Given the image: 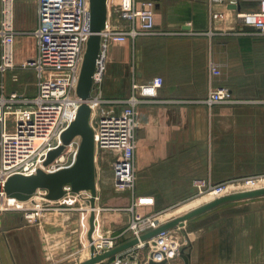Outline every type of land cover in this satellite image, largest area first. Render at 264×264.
I'll list each match as a JSON object with an SVG mask.
<instances>
[{
    "label": "crops",
    "instance_id": "1",
    "mask_svg": "<svg viewBox=\"0 0 264 264\" xmlns=\"http://www.w3.org/2000/svg\"><path fill=\"white\" fill-rule=\"evenodd\" d=\"M244 2L255 1L240 0L239 9L248 10ZM155 3L159 29L248 31L212 38L206 34L148 35L135 42L111 44L108 49L103 82L106 97L129 95L134 73L141 82L164 78L158 100L139 107L135 189L136 195L155 199L153 205L140 208L143 213L160 212L162 217L174 213L162 218L164 223L213 199L185 209L196 195L195 178L224 182L264 176V102L210 109L191 101L205 97L216 86L230 88L235 97L264 100V35L253 33L252 27H239L233 4L214 5L215 11H225L227 16L212 21L208 0ZM37 8V0H14L13 25L18 32L14 63L36 56L37 39L32 32L38 26ZM210 61L220 68V74L210 73ZM18 75L15 81L11 76L0 78V89L5 84L7 91L26 89L32 93L28 95H34L36 74L26 71ZM23 77H31L33 86L28 87ZM108 155L101 162L103 169L97 167L94 239L118 233L131 217L127 211L110 209L128 205L132 193L114 188ZM168 209L172 210L167 213ZM88 214L85 210L47 212L29 222L21 211L0 212V264H76L87 259V231L83 235L79 231ZM172 229L187 241L178 257L180 264H264V196L222 203ZM85 249L89 250L86 254ZM144 252L147 257V249ZM74 256L75 263H71ZM114 258L107 264H114Z\"/></svg>",
    "mask_w": 264,
    "mask_h": 264
},
{
    "label": "built area",
    "instance_id": "2",
    "mask_svg": "<svg viewBox=\"0 0 264 264\" xmlns=\"http://www.w3.org/2000/svg\"><path fill=\"white\" fill-rule=\"evenodd\" d=\"M254 9H239L240 0H208L210 19H225V11H215L217 3L236 5L239 27H252L253 33L264 35V0H254ZM38 26L32 32L37 39V53L25 65L37 72V91L28 95L18 91L0 90V182L4 183L15 173L30 175L42 167L54 171L73 162L77 149L70 144L51 164L44 165L48 153L61 144L62 132L76 118L82 99L77 95L81 67L87 42L91 35L90 0H37ZM14 0H0V73L14 65V41L18 33L13 25ZM155 0H108V19L101 32V47L93 75L94 83L89 105L92 107V123L95 129L96 165L109 155L112 158L113 183L118 191L129 190L131 202L125 206L110 209L127 211L130 220L116 234L94 239L98 252L114 248L118 244L157 228L162 213H143L140 208L153 205L154 197L136 195V150L139 107L143 103L158 100V92L164 83L162 76H155L141 82L133 74L131 92L125 97H106L103 82L108 65V49L111 44L148 35L206 34L237 35L248 31L242 28L213 29L206 31L159 29L155 20ZM210 73L218 75L220 68L210 61ZM192 102L215 105L259 104L264 100L235 97L230 88L211 87L208 94ZM118 107V108H117ZM264 176H248L237 181L214 182L209 178H195L196 195H212L213 199L229 194L234 186L245 185L249 189L259 188ZM29 200H20L0 194V212L21 211L29 221H38L47 212H75L85 210L91 213L90 193L68 191L58 200L43 196L44 190ZM77 204H80L79 206ZM88 214V217H89ZM88 217H82L83 231H88ZM183 240L174 230L166 229L152 238L131 246L114 257V264H148L150 258L165 264H180ZM147 249V257L144 255ZM137 254V258L134 254ZM140 254V257L138 258ZM142 256V257H141ZM73 258V257H72ZM113 258V257H112ZM76 257L74 256V260Z\"/></svg>",
    "mask_w": 264,
    "mask_h": 264
},
{
    "label": "water",
    "instance_id": "3",
    "mask_svg": "<svg viewBox=\"0 0 264 264\" xmlns=\"http://www.w3.org/2000/svg\"><path fill=\"white\" fill-rule=\"evenodd\" d=\"M233 7H236L233 4ZM108 19V0H90V29L91 35L87 42L86 51L81 67L80 77L76 88L77 95L83 100L79 106L76 118L61 134V144L52 149L44 161V165L51 164L70 144L77 149L73 162L65 167L54 171H48L39 167L36 172L26 175L22 173L12 174L7 180L0 182V194L5 193L8 197L20 200H29L44 190V197L50 200H58L65 196L68 191L79 193L88 191L92 211L89 214V228L87 238L90 242V256L76 264H107V261L119 252L134 246L140 240L145 241L157 235L161 231L175 226H185L186 221L211 208L228 201H237L254 197L264 196V187L250 190H242L229 193L200 205L184 215L160 224L140 238H133L118 244L112 249L98 252L94 243V231L96 228V200L98 197L97 165H96V141L95 129L92 123L93 109L88 103L94 83L96 60L101 47V32L106 27ZM74 257L70 259L73 261ZM148 264H165L150 258Z\"/></svg>",
    "mask_w": 264,
    "mask_h": 264
},
{
    "label": "rangeland",
    "instance_id": "4",
    "mask_svg": "<svg viewBox=\"0 0 264 264\" xmlns=\"http://www.w3.org/2000/svg\"><path fill=\"white\" fill-rule=\"evenodd\" d=\"M245 3V2H244ZM246 4V6H247V8L248 9H254L255 7H256V5H257V2L255 1V2H246L245 3ZM245 4H244V6H245ZM15 30H16V28H15ZM0 45H1V40H0ZM1 48V47H0ZM14 48V47H13ZM28 60H26V61H23L22 63H19V64H17L16 62L14 63V65H13V67H10L5 73H4V75L2 74V73H0V75H1V79H3V77H5L6 76V78L8 77V76H11V78L15 81V80H18V73H20V72H26V71H28V72H31V73H33V74H36V77H37V72H36V70L33 68V67H30V66H27V65H25V63L27 62ZM107 69H108V65H107ZM35 73H34V72ZM106 72H107V70H106ZM22 80L24 81V82H26L27 84V86L28 87H32L33 85V81H32V78L31 77H23L22 78ZM36 82H37V78L35 79V82H34V92L33 93H35V90H36ZM4 85V87H5V90H7V86L5 85V84H3ZM1 90V89H0ZM20 92H23V93H26V94H32V93H30L29 91H26V89H23V91H20ZM100 162V164H99V166H100V170L101 169H103V165L101 164V161H99ZM259 184H262L263 186H264V179L263 180H261L260 182H259ZM245 186V185H244ZM243 185H240V186H238V185H236V187L234 188V189H242L243 187H244ZM247 187V186H246ZM205 198H211V196L210 195H195V198H194V200H193V202L191 203V206L190 207H193V204H198V202L200 203V204H202L203 202H205L206 201V199ZM212 199V198H211ZM201 200V201H200ZM78 206L80 205V204H77ZM189 205H187V206H185V209H188L187 207H188ZM172 209H168V211H167V213H169L170 211H171ZM174 211V210H173ZM172 215H174V213H170V214H167V217L166 216H163L162 218H168L169 216H172ZM81 230H82V232H81ZM81 230L79 231V233L80 234H84V231H83V229L81 228ZM179 237H180V235L176 232V231H174ZM86 244L88 245L89 244V246L88 247H90V242L89 241H86ZM183 244L184 245H186L187 244V241H186V239H183ZM183 245V246H184ZM180 256L181 255H179L178 257L180 258ZM76 257V256H75ZM76 260V259H75ZM75 260H73V261H70L71 263H75Z\"/></svg>",
    "mask_w": 264,
    "mask_h": 264
},
{
    "label": "bare ground",
    "instance_id": "5",
    "mask_svg": "<svg viewBox=\"0 0 264 264\" xmlns=\"http://www.w3.org/2000/svg\"><path fill=\"white\" fill-rule=\"evenodd\" d=\"M260 187H264V186H263L262 184H260ZM244 190H250V189L248 188V189H244ZM210 196H211V198L213 197L212 195H210ZM211 198H205V199H206V201H207V200H210ZM200 201H201V200H200ZM199 204H200L199 202H198V204H197V203H196V204H193V207L196 206V205H199ZM190 206H191V204H190L187 208L189 209ZM88 246H89V245H88ZM88 249L90 250V247H88ZM89 250L85 249V250L83 251V253L86 254V252L89 251Z\"/></svg>",
    "mask_w": 264,
    "mask_h": 264
}]
</instances>
